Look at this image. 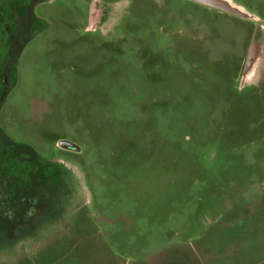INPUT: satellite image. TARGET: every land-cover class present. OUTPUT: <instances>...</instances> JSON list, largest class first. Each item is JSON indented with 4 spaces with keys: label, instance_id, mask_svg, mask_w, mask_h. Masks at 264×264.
<instances>
[{
    "label": "rangeland",
    "instance_id": "obj_1",
    "mask_svg": "<svg viewBox=\"0 0 264 264\" xmlns=\"http://www.w3.org/2000/svg\"><path fill=\"white\" fill-rule=\"evenodd\" d=\"M98 1L45 0L26 43L0 0V136L75 183L0 264H264V0Z\"/></svg>",
    "mask_w": 264,
    "mask_h": 264
},
{
    "label": "flooded vegetation",
    "instance_id": "obj_2",
    "mask_svg": "<svg viewBox=\"0 0 264 264\" xmlns=\"http://www.w3.org/2000/svg\"><path fill=\"white\" fill-rule=\"evenodd\" d=\"M7 1L13 4L12 8L7 9L12 11V21L10 25H4V28L10 33L9 38H13L18 33L20 37L24 38L25 36L27 43L32 38L34 30L39 26L38 24L45 23L36 16L35 11L33 12L37 5L45 0H28L24 2L23 6L21 4L23 0ZM2 13L5 14V8ZM111 13L107 7L103 13H98L99 21L96 22L95 27L104 24ZM12 32H14L13 37ZM8 146L4 138L0 136V162H3L5 154H10L13 158L11 169L7 168L9 172L4 170L3 165L0 164V245L38 233L43 225L52 221L58 213L64 212L68 205V198L59 207V195H61L60 199L64 201L68 193L72 191L74 194L73 185L75 184L71 180L67 182L66 179H63V174L55 170L56 163L49 161L41 164L40 158L37 160L31 148L30 153L23 156L19 153L15 154V150ZM5 172L9 173L7 177ZM22 175L27 179L22 180ZM44 182H49L53 187L50 194L37 191V185ZM64 192L66 193L64 194Z\"/></svg>",
    "mask_w": 264,
    "mask_h": 264
},
{
    "label": "water",
    "instance_id": "obj_3",
    "mask_svg": "<svg viewBox=\"0 0 264 264\" xmlns=\"http://www.w3.org/2000/svg\"><path fill=\"white\" fill-rule=\"evenodd\" d=\"M192 1L200 3V4H203V5L208 6V7H212V8L218 9L220 11H225V12H228V13H232V14L238 15V16L243 17V18H250L249 14H247L241 8L233 5L230 0H192ZM98 3H99V1H96L94 3V5H97ZM255 47H256V43H254L253 51L250 54V56L248 57L245 73H246L247 70L250 69V67L253 64V61L255 59V55H256V53H255L256 52V48ZM8 68H9V66L6 67V71H7ZM1 102L2 101H0V103ZM59 146L61 148H63V149L70 150V151H80L79 147H77L76 145H74L73 143H71L69 141H64V140L61 141L59 143Z\"/></svg>",
    "mask_w": 264,
    "mask_h": 264
},
{
    "label": "trees",
    "instance_id": "obj_4",
    "mask_svg": "<svg viewBox=\"0 0 264 264\" xmlns=\"http://www.w3.org/2000/svg\"><path fill=\"white\" fill-rule=\"evenodd\" d=\"M21 4H22V6L23 5H25L24 4V2L22 1L21 2ZM12 11L10 10H7V8H5V14H3V18L4 19H6V18H8V17H10L11 19H12ZM6 16V17H5ZM32 153H34L35 155H36V158L37 159H39V156H38V154L36 153V152H34L33 151V149H32ZM5 157H7L6 156V154H5V156H4V159H3V162L2 163H5L6 164V167L8 168L9 167V170L11 169V166H12V164H13V161H10L9 159H7V158H5ZM16 157V156H15ZM1 162H0V164H2ZM3 169H4V165H3ZM5 170V169H4ZM6 171H8V169L6 170ZM7 173V174H6ZM5 174H6V177L8 176V172H5ZM9 178H11V177H9ZM22 180H25V179H27V177L26 176H24V177H22L21 178Z\"/></svg>",
    "mask_w": 264,
    "mask_h": 264
}]
</instances>
